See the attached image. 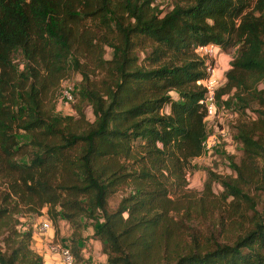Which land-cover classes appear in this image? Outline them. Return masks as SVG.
Listing matches in <instances>:
<instances>
[{
	"label": "trees",
	"instance_id": "1",
	"mask_svg": "<svg viewBox=\"0 0 264 264\" xmlns=\"http://www.w3.org/2000/svg\"><path fill=\"white\" fill-rule=\"evenodd\" d=\"M207 43L236 46L214 104L258 108L234 126L232 174L210 172L204 184L209 193L212 180L222 188L217 229L184 243L169 212L184 201L198 214L206 206L178 194L202 155L205 62L195 48ZM90 56L104 77L98 88L78 87L94 117L79 129V108L76 120L57 115L43 96ZM25 145L28 161L16 160ZM118 189L125 193L110 209ZM34 203L49 205L54 219L94 222L106 264H264V0H170L165 8L154 0H0V264H42L16 216ZM222 233L231 241H218ZM66 248L75 264L79 250Z\"/></svg>",
	"mask_w": 264,
	"mask_h": 264
},
{
	"label": "rangeland",
	"instance_id": "2",
	"mask_svg": "<svg viewBox=\"0 0 264 264\" xmlns=\"http://www.w3.org/2000/svg\"><path fill=\"white\" fill-rule=\"evenodd\" d=\"M170 3V0H154V4L158 8H165ZM109 37V36H108ZM138 45H136V48ZM220 57H224L227 61L229 60L228 66L230 67V60L236 55V46L228 47L226 49H221ZM111 48L107 45H102L101 56L103 60H109ZM139 56L142 54L136 51ZM18 52L13 55L14 63L17 68H21V62ZM79 63H82L81 69L85 73L86 78L82 76L79 69L70 68L65 73V78L60 81L56 86H50L47 93L43 96V108L46 110H51L52 113L61 116H72L73 120L78 119L76 113V108H79L82 113V118L74 125L82 129L86 126L85 123H91L94 119L92 110L89 104L84 101H80L78 96V87L80 84L87 83L98 88L103 80V72L94 66V58L89 57L86 59L80 58ZM225 62L222 63L219 59L218 61V71L223 74L228 70L223 68ZM67 80L70 84L75 87V100L72 104H65L60 98L61 82ZM224 81L221 82V84ZM220 86V85H219ZM261 87V84H258ZM232 90L227 94L229 95ZM169 95L175 98L174 92L170 91ZM226 94H221L219 100L225 99ZM221 103V102H220ZM220 106V105H219ZM218 108V107H217ZM236 108V106H235ZM258 106L254 103L251 104L249 108L244 111H234L231 108H224L220 111L219 108L209 117L204 120L206 135H209L216 131L219 127H225L228 133V138L220 140L218 147L214 148L210 154L200 156L191 161L186 169L184 178L185 185L179 191V196L181 200L200 197L206 204L202 214H198L194 209L188 206L187 201H184L185 208L181 209L179 212L170 210L169 214L177 222V234L182 239V241L188 242L190 237L189 234L195 233L198 236L208 235L209 232H213L217 229L214 222L217 216L221 214L219 211L223 208V203L221 199L222 188L218 185L216 180H212L210 183V193L204 190V184L209 177V173L212 172L214 175L223 176L230 175L232 171L230 169V163L228 156L234 160L239 157L240 146L232 139V132L234 126L239 124L241 121H251L254 119L256 113L255 110ZM164 111H167V106L163 107ZM21 134V133H20ZM22 135V134H21ZM19 135V141L23 142V136ZM32 149L29 145L22 146L16 154V160L28 161V157ZM237 161V160H236ZM60 180V177L58 178ZM54 184H58L55 180L51 181ZM125 193V190H116L107 200V205L110 209L114 208L115 204L118 202L121 195ZM192 194V197H191ZM211 200L212 204L208 202ZM188 207V208H187ZM32 211H27V207L22 206L21 212L17 213L16 216L20 224L21 229H30L32 238L30 242V248L41 255L42 264H63L57 253L53 254L48 251L47 245L51 240L57 242L63 247H73L79 250L80 258L75 264H106L105 256L100 250V244L95 236H93L92 221L85 219L83 217L77 218L74 223L68 222L61 217L53 218L52 212L49 213V205H31ZM185 211L184 216V209ZM46 219L50 223V229L47 232L38 231V222L40 220ZM179 219V220H178ZM218 238L220 242H230V234L222 233ZM54 256L53 259H50Z\"/></svg>",
	"mask_w": 264,
	"mask_h": 264
},
{
	"label": "built area",
	"instance_id": "3",
	"mask_svg": "<svg viewBox=\"0 0 264 264\" xmlns=\"http://www.w3.org/2000/svg\"><path fill=\"white\" fill-rule=\"evenodd\" d=\"M195 54L198 58H201L205 62V77L199 80V84L204 89V96L199 100L200 104H203L206 109V117L211 116L219 108L220 111L224 110L223 106L217 108L214 104V92L221 85L223 81V74L218 71V61L221 55V50L218 45L213 43H207L199 45L195 48ZM228 67V66H227ZM74 87L67 80L61 82L60 98L65 104H72L75 100ZM228 138V133L225 127H219L215 132L206 135L201 141L202 155L210 154L212 150L219 146L220 140ZM50 229V223L46 220H40L38 222V231L47 232ZM47 249L49 252L55 254L61 260L63 264H73V257L70 251L63 246H60L54 240L48 243Z\"/></svg>",
	"mask_w": 264,
	"mask_h": 264
},
{
	"label": "crops",
	"instance_id": "4",
	"mask_svg": "<svg viewBox=\"0 0 264 264\" xmlns=\"http://www.w3.org/2000/svg\"><path fill=\"white\" fill-rule=\"evenodd\" d=\"M219 59H220V61H221L222 63L225 62V65H224L225 68H223V69L226 70V69H227V66H228V63H229V60L227 61L224 57H219ZM53 258H54V256H51V257H50V259H53Z\"/></svg>",
	"mask_w": 264,
	"mask_h": 264
}]
</instances>
